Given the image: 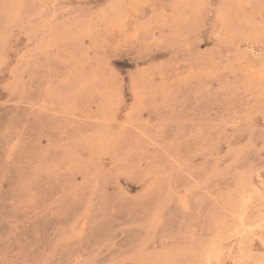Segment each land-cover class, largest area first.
I'll list each match as a JSON object with an SVG mask.
<instances>
[{
    "label": "rangeland",
    "instance_id": "374dc122",
    "mask_svg": "<svg viewBox=\"0 0 264 264\" xmlns=\"http://www.w3.org/2000/svg\"><path fill=\"white\" fill-rule=\"evenodd\" d=\"M0 264H264V0H0Z\"/></svg>",
    "mask_w": 264,
    "mask_h": 264
}]
</instances>
